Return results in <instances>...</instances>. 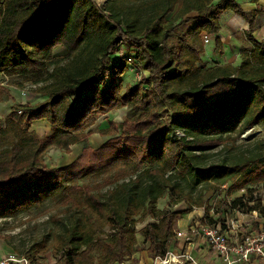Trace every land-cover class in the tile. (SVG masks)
Listing matches in <instances>:
<instances>
[{"label": "trees", "instance_id": "1", "mask_svg": "<svg viewBox=\"0 0 264 264\" xmlns=\"http://www.w3.org/2000/svg\"><path fill=\"white\" fill-rule=\"evenodd\" d=\"M227 8L246 19L252 45L237 64L206 61L203 37L221 48ZM260 15L237 0H0V79L30 84L41 97L14 102L0 119V217L49 199L78 212L49 244L38 243L30 264L46 251L55 264L125 261L138 232L152 257L163 255L176 242L177 219L208 200L188 193V204L177 206L181 179L217 192L233 177L212 205L223 215L257 208L264 216V203L249 204L261 192L251 185L264 188V156L206 161L239 125L264 130V39L254 34ZM122 44L131 54L119 55ZM127 65L141 73L136 83L124 82ZM124 105L130 108L121 122L108 119L97 129L108 138L87 144L95 119ZM35 118L50 122L49 133L30 129ZM79 142L71 162L44 161L51 145L68 150ZM83 177L93 181L79 182ZM240 188L246 191L229 195ZM165 191L171 207L160 208Z\"/></svg>", "mask_w": 264, "mask_h": 264}, {"label": "rangeland", "instance_id": "2", "mask_svg": "<svg viewBox=\"0 0 264 264\" xmlns=\"http://www.w3.org/2000/svg\"><path fill=\"white\" fill-rule=\"evenodd\" d=\"M96 1L101 3L103 0ZM205 44L215 45L212 38H209L208 42ZM121 46L119 55L125 57L126 54L130 53V50L124 44ZM55 48L57 49L59 46ZM121 76H123L122 78L126 84H133L140 79L141 73L134 67L127 65L126 70L121 74ZM1 79L5 80L4 83H0V119H3L9 110V105L14 102L25 101L26 97H33L34 93L30 90L32 87L30 84H27L24 88H16L10 85L9 81L11 79L9 75H4ZM121 108L122 109L120 111L113 115V120L121 122L123 116L128 112L130 107L128 105H124ZM95 120L96 121L91 126L93 131H97L98 128L108 126L109 120L106 123L107 120H105L102 114H100V116H98ZM35 124L38 126V134L44 135L47 132V124L45 122L36 121ZM97 133L98 134L94 135L91 140L92 144L90 142L87 143L93 148L101 145L109 136L102 135L98 131ZM229 135L230 138L227 140L225 145H217L208 151V157L206 159L208 164L211 162H225L231 164L233 161H240L246 159V157L255 158L257 156H264V130L260 123H255L253 126L244 129L241 128V125H239V127ZM81 143L83 144V142ZM79 147H69L68 150H63L58 146L51 145L46 152H44L43 159L48 165H65L66 163L74 160L81 153L82 147ZM229 178L231 179L230 182L235 180L233 177ZM84 181H93V179L83 177L80 178L79 182ZM225 181L226 180L220 183L218 189L219 191L217 190L216 192L213 190H204V182L191 184L188 180H178L180 191H182L178 197H181L182 199L178 202L177 206H181L183 208V206L188 204L183 195L189 193L193 199H196L199 193H203L204 199H208L207 203L205 202L198 206L193 204L195 207H191L190 209L196 211L197 214L195 216H198L200 213L199 206L203 205L205 209H209L211 208V205L214 204L219 192L222 194L226 193V190L229 188V184L226 183L223 185ZM251 186H253L256 193L259 192L257 189H259L261 193L263 192V186H261V184ZM244 190L246 191L245 188L233 189L229 195L234 198ZM170 196L171 191H165L162 196L158 197L157 206L160 208L171 207L169 204L167 205ZM175 197H177V195H175ZM208 203L210 206L207 205ZM227 214L234 217L235 212L233 210H229ZM75 215L77 216L78 212H75L73 209H68L67 207L65 208L59 204L57 205V203L53 200H46L36 209L22 211V213L13 216L0 217V242H2L5 246L7 253L11 251L19 255H35L34 252L38 243H41V245L49 244L52 240L51 238L53 233L62 230L66 227V225H69V223L73 221ZM143 224L144 222L140 221V223L136 226L137 229H139ZM137 236L139 240L138 247H140V245H146L142 233L138 232ZM37 254L39 255L40 253L38 252ZM43 254L42 258L38 256V258L35 259V264H55L56 257L52 256L49 251H46Z\"/></svg>", "mask_w": 264, "mask_h": 264}, {"label": "built area", "instance_id": "3", "mask_svg": "<svg viewBox=\"0 0 264 264\" xmlns=\"http://www.w3.org/2000/svg\"><path fill=\"white\" fill-rule=\"evenodd\" d=\"M208 40L209 37L204 35V43ZM128 59L130 60L129 57ZM230 180L228 177L223 185L230 184ZM258 201L264 203V188L249 204L256 206ZM199 211L196 221L193 220L184 230H176L175 235L182 236L187 241L194 237L202 238L217 251L222 264L250 263L251 258L260 259L264 263V216L259 214L257 208L246 212L247 215L242 220L229 216L228 212L223 215L214 205L209 209L201 205ZM253 222L256 223L255 226ZM185 260L197 264L188 250L170 248L163 255L155 256L151 264H180ZM114 262L126 264L122 260ZM0 264H30V259L27 255L9 251L0 255Z\"/></svg>", "mask_w": 264, "mask_h": 264}, {"label": "crops", "instance_id": "4", "mask_svg": "<svg viewBox=\"0 0 264 264\" xmlns=\"http://www.w3.org/2000/svg\"><path fill=\"white\" fill-rule=\"evenodd\" d=\"M217 1V0H215ZM243 9L251 10L255 8H259L261 10V24L254 32L255 36L260 39H264V0H237ZM220 27L218 32V37L220 40V44H222L221 48H217L215 45H207L205 44V51L202 55L203 59L209 62H231L233 64H237L240 58V52L244 47L251 46L252 43L247 38L246 31L248 30V22L246 19L239 13L232 11L231 9H222L220 13ZM190 22H186L184 25H188ZM24 92V91H23ZM33 97H26V100L34 101V99H41L38 93L33 92ZM27 94V93H26ZM12 105V104H11ZM9 105V110L10 106ZM127 107V106H126ZM122 108H118L116 110L107 111V113L102 114L105 118L106 123L108 119H113V115H115L118 111ZM7 111V113L9 112ZM100 116V115H99ZM36 121H43L47 124V132L50 130V122H48L45 118H35L32 123L30 124V129H35L36 132L38 131L37 125L35 124ZM45 133V134H46ZM97 131L94 130L91 134H89L87 138V143L91 142L94 135H97ZM102 142V140H101ZM80 144V145H79ZM82 143H72L69 147H82ZM80 148V147H79ZM235 212L234 217L237 219L242 220V218L246 217V212H241L238 209H233ZM196 211L189 210L184 212L178 219H177V227L176 230H184L189 226V224L198 216ZM196 217V218H195ZM253 226L256 224L253 222ZM176 242L170 246L173 249H180V250H188L193 258L196 260L197 264H222V260L218 255L215 249H212L209 243L204 241L202 238L194 237L191 241H187L182 236L176 235ZM147 244V242L145 241ZM169 248V249H170ZM7 253L5 250V246L2 242H0V255ZM153 258L148 251L146 250V245H140L134 252L126 258V264H151ZM112 264H116L113 262ZM180 264H194L190 260H185ZM238 264H264L261 262L260 259L251 258L250 263L247 262H240Z\"/></svg>", "mask_w": 264, "mask_h": 264}]
</instances>
